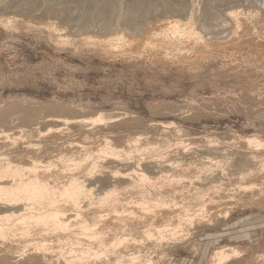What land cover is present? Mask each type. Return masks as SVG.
Wrapping results in <instances>:
<instances>
[{"label": "rangeland", "instance_id": "1", "mask_svg": "<svg viewBox=\"0 0 264 264\" xmlns=\"http://www.w3.org/2000/svg\"><path fill=\"white\" fill-rule=\"evenodd\" d=\"M211 1L214 28L200 21L205 0H186L179 12L164 9L161 0L151 6L115 0L108 17L127 21L129 8L135 23L101 30L76 25L78 10L91 9L89 1L0 0V145L23 155L27 141L41 142L43 158L67 140L92 145L104 133L116 141L147 134L172 148L183 143L197 162L207 156L232 168L213 151L254 150L244 141L252 136L264 143V0ZM149 7L155 10L142 16ZM190 15L200 37L161 34L167 17ZM108 39L111 46L104 44ZM98 112L108 118L91 130L43 135L60 124L50 125L47 116L76 119ZM19 126L37 130L15 143L3 137H19ZM204 148L209 151L200 154ZM259 171L244 181L264 182V168ZM239 196L224 199L227 216L215 207L212 220L196 222L187 239L145 255L162 256L158 264H207L214 248L230 245L242 255L227 264H264V196L251 200V192L242 190Z\"/></svg>", "mask_w": 264, "mask_h": 264}, {"label": "bare ground", "instance_id": "2", "mask_svg": "<svg viewBox=\"0 0 264 264\" xmlns=\"http://www.w3.org/2000/svg\"><path fill=\"white\" fill-rule=\"evenodd\" d=\"M86 1L91 2V9L82 6L78 10L77 26L108 30L113 24L135 23L136 16L129 8L123 13L127 21L108 17L107 11L115 0H83ZM134 1L152 5V0ZM185 2L179 0L172 5L161 0L163 8L172 12L183 11ZM212 3L205 0L200 15L202 25L208 28H214L217 22ZM151 10L155 8L144 9L141 15ZM162 26L165 30L161 34L169 31L200 37L191 15L167 17ZM47 27L53 35L52 24ZM104 44L111 46L112 42L108 39ZM47 117L46 122L60 124L57 128L50 126L43 135L57 136L84 128L91 130L108 118L103 112L76 119ZM19 128V137L2 131L3 137L15 143L37 130ZM38 133L41 134L39 130ZM244 141L248 147L257 148L233 153L213 151L232 168L207 156H198L206 161L197 162V156L189 155L183 143L177 142L172 148L171 143L160 144L147 134L116 141L104 133L92 145L67 140L51 147L54 154L43 158L39 155L44 154L46 146L41 142L27 141L23 155L4 149L2 143L0 264H158L162 256L153 260L145 255L147 249L187 239L196 222L212 220L215 207L225 209L227 216L225 198L239 200L241 190L250 191L251 200L264 196V182L244 181L263 170L264 143L255 136ZM201 150L200 154L209 151ZM233 175L237 177L234 182ZM255 187L257 192L253 191ZM209 255L207 264H227L242 252L236 246L224 245Z\"/></svg>", "mask_w": 264, "mask_h": 264}]
</instances>
